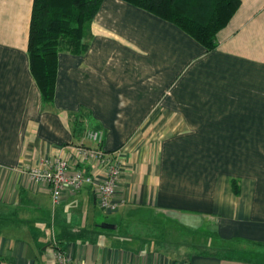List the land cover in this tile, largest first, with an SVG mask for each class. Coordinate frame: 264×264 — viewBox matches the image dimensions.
Returning a JSON list of instances; mask_svg holds the SVG:
<instances>
[{
  "label": "crops",
  "instance_id": "obj_1",
  "mask_svg": "<svg viewBox=\"0 0 264 264\" xmlns=\"http://www.w3.org/2000/svg\"><path fill=\"white\" fill-rule=\"evenodd\" d=\"M33 1L0 0V264H56L57 251L79 264H264V0H241L212 50L103 0L88 50L59 53L50 104L30 68ZM79 147L119 153L116 210L92 185L55 203L26 174L62 155L101 178Z\"/></svg>",
  "mask_w": 264,
  "mask_h": 264
},
{
  "label": "trees",
  "instance_id": "obj_2",
  "mask_svg": "<svg viewBox=\"0 0 264 264\" xmlns=\"http://www.w3.org/2000/svg\"><path fill=\"white\" fill-rule=\"evenodd\" d=\"M103 0H34L28 53L30 68L45 104L56 91L58 55L83 54L91 26ZM176 24L207 49L217 47V35L231 20L241 0H125ZM233 188L239 191L236 180Z\"/></svg>",
  "mask_w": 264,
  "mask_h": 264
},
{
  "label": "built area",
  "instance_id": "obj_3",
  "mask_svg": "<svg viewBox=\"0 0 264 264\" xmlns=\"http://www.w3.org/2000/svg\"><path fill=\"white\" fill-rule=\"evenodd\" d=\"M88 137L93 141H101L102 132L91 130ZM80 156L84 160L95 158L104 167L105 173L100 177L87 173L82 169H75L72 162L59 155L54 158H46L42 164L30 168L26 174L35 182H45L50 185L53 201L59 202L63 191L70 189L78 191L86 185H92L98 191L97 202L105 211H113L118 208L114 200L117 183L121 174V160L119 153L107 154L100 148L79 147ZM56 264H79L74 262L62 251L56 252Z\"/></svg>",
  "mask_w": 264,
  "mask_h": 264
},
{
  "label": "water",
  "instance_id": "obj_4",
  "mask_svg": "<svg viewBox=\"0 0 264 264\" xmlns=\"http://www.w3.org/2000/svg\"><path fill=\"white\" fill-rule=\"evenodd\" d=\"M101 226L104 228H113L114 227L112 224H109V223H103Z\"/></svg>",
  "mask_w": 264,
  "mask_h": 264
}]
</instances>
